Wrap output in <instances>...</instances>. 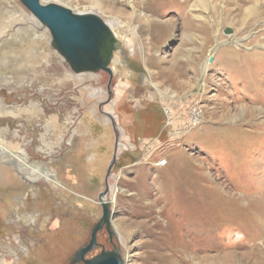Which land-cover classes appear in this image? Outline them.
<instances>
[{"label": "rangeland", "instance_id": "374dc122", "mask_svg": "<svg viewBox=\"0 0 264 264\" xmlns=\"http://www.w3.org/2000/svg\"><path fill=\"white\" fill-rule=\"evenodd\" d=\"M164 1H41L119 17L111 76L74 73L0 0V264H83L106 182L114 234L86 259L264 264V59L246 60L264 53V0Z\"/></svg>", "mask_w": 264, "mask_h": 264}, {"label": "water", "instance_id": "95a60500", "mask_svg": "<svg viewBox=\"0 0 264 264\" xmlns=\"http://www.w3.org/2000/svg\"><path fill=\"white\" fill-rule=\"evenodd\" d=\"M21 2L50 31L54 49L65 59L74 73L102 70L112 76L110 64L118 48V41L108 24L99 16L76 14L58 4L44 5L41 0ZM230 32L227 30L225 33ZM115 161L116 157L113 164ZM106 187L107 191L100 196L104 209L103 219L93 227L89 242L75 254L83 264H125L117 252L104 251L92 259H86V256L95 249L99 231L106 227L108 233L113 235L112 212L109 204L103 201L109 191L107 182Z\"/></svg>", "mask_w": 264, "mask_h": 264}, {"label": "bare ground", "instance_id": "6f19581e", "mask_svg": "<svg viewBox=\"0 0 264 264\" xmlns=\"http://www.w3.org/2000/svg\"><path fill=\"white\" fill-rule=\"evenodd\" d=\"M42 1V0H41ZM44 1V0H43ZM167 3H163V4H161L162 6H163V10L164 9H176L180 4H182V2H180V0H165ZM164 1V2H165ZM42 3H45V2H42ZM152 4V3H151ZM150 4V5H151ZM184 4V3H183ZM45 5V4H44ZM150 5H148V7L146 8V11L148 12V13H151L152 15H157L159 12H158V10L156 11V9H154L155 7H151ZM242 5V4H241ZM228 6V5H227ZM97 7H99L98 5H96L94 8H97ZM235 8V7H234ZM155 10V11H154ZM160 11V10H159ZM255 11V8L254 9H252L251 10V12H254ZM156 12H158L157 14H156ZM161 12V11H160ZM249 13V12H248ZM237 20V19H236ZM169 21V20H168ZM108 24L110 25V27L112 28V30L114 31L113 33H115V35L114 36H116V37H118V36H121L120 35V32L122 33V31H121V29H122V26H123V24H122V22L120 21V19H119V17H117V16H114V15H111L110 17H109V20H108ZM138 22H140L141 24H140V32H142L143 34H145L146 32H148L149 30H150V28H151V26L150 27H147V26H141V25H146V22H147V25H149V24H151L150 22H148V21H146L145 22V17L144 18H139V21ZM143 23V24H142ZM107 24V23H106ZM152 25V24H151ZM155 26V25H154ZM144 27L147 29V30H143L144 29ZM208 27V26H207ZM110 28V29H111ZM136 29L134 28V30H132L133 31V35H134V37L133 38H127L126 40V42H127V44H128V46L130 47V49H132V50H136V49H133V47L136 45L135 44V41L137 40L138 41V39H139V32L137 31V33H135L134 34V31H135ZM141 34V33H140ZM151 35V34H150ZM115 37V38H116ZM140 37H142V36H140ZM118 41V40H117ZM120 43H119V41H118V47L120 46L119 45ZM145 49V48H144ZM144 51V50H143ZM233 53H234V51H229V52H227V56H228V59H229V61L228 62H231V61H233ZM236 54V53H235ZM255 55H253V56H251L250 58L248 57V58H246V60H255V59H257V60H262V59H264V53H262V54H259V53H254ZM136 57V56H135ZM139 58V57H138ZM113 61V60H112ZM210 61V58L209 59H207L206 60V64H205V69L209 66V62ZM243 61V60H242ZM112 63V62H111ZM151 63V62H150ZM174 63V62H173ZM152 66V65H151ZM154 66V65H153ZM260 66H262V65H260ZM194 68V67H193ZM114 69V68H113ZM114 70H116V68L114 69ZM111 71H112V69H111ZM126 71V70H125ZM115 72V71H114ZM173 73V72H172ZM249 77V78H248ZM248 77L246 76V78H248L249 80H244V82H246V84L248 83V85L246 86L247 88H249V89H251L252 87H254V85L252 86L250 83V80H252V75H248ZM258 77V76H257ZM257 79V78H256ZM259 79V78H258ZM260 81V80H259ZM255 82H257V81H254V83ZM256 84V83H255ZM257 85V84H256ZM263 85V84H262ZM200 86V85H199ZM258 86H260V87H262L263 88V86H261V85H258ZM259 88V87H258ZM262 88H261V90H262ZM257 89V88H256ZM158 90V89H157ZM261 90L259 91V89L257 90V96H259V94L261 93ZM120 91V90H119ZM169 98V97H168ZM182 100V99H181ZM173 106V105H172ZM181 108V107H180ZM109 109V111H111V108H108ZM169 110V109H168ZM206 112V111H205ZM170 113V112H169ZM169 115V114H168ZM174 116V115H173ZM172 116V117H173ZM185 126V125H184ZM105 199H103V201H104ZM112 212V211H111ZM105 229H106V227H104ZM108 231V230H107ZM112 231V230H111ZM112 234H114L113 233V231H112ZM112 237H113V235H112ZM97 245H98V243L96 244V246H95V248L97 247ZM79 262H82L81 260H79Z\"/></svg>", "mask_w": 264, "mask_h": 264}]
</instances>
